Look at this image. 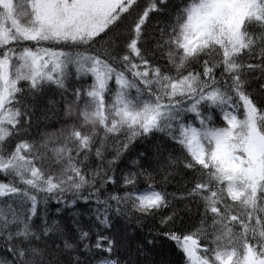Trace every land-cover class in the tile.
Wrapping results in <instances>:
<instances>
[{"label":"snow or ice","instance_id":"obj_1","mask_svg":"<svg viewBox=\"0 0 264 264\" xmlns=\"http://www.w3.org/2000/svg\"><path fill=\"white\" fill-rule=\"evenodd\" d=\"M164 241L264 264V0H0V264Z\"/></svg>","mask_w":264,"mask_h":264},{"label":"trees","instance_id":"obj_2","mask_svg":"<svg viewBox=\"0 0 264 264\" xmlns=\"http://www.w3.org/2000/svg\"><path fill=\"white\" fill-rule=\"evenodd\" d=\"M54 204V202H53ZM52 211L55 212V208L53 207L52 208ZM145 233L147 232V229L144 230ZM174 249V245H172V243L170 241H164L163 242V251L165 252V254H170V258L173 260V261H176L177 264L179 262V257L178 255H176L173 251ZM158 251H160V249L158 248Z\"/></svg>","mask_w":264,"mask_h":264}]
</instances>
